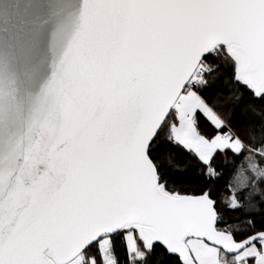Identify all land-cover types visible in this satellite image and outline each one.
Wrapping results in <instances>:
<instances>
[{"label":"snow or ice","instance_id":"1","mask_svg":"<svg viewBox=\"0 0 264 264\" xmlns=\"http://www.w3.org/2000/svg\"><path fill=\"white\" fill-rule=\"evenodd\" d=\"M49 20L0 97V264H264V0H21L7 53Z\"/></svg>","mask_w":264,"mask_h":264},{"label":"water","instance_id":"2","mask_svg":"<svg viewBox=\"0 0 264 264\" xmlns=\"http://www.w3.org/2000/svg\"><path fill=\"white\" fill-rule=\"evenodd\" d=\"M20 2L21 0H0V97L13 103L28 100L45 60H50L51 49L60 39L57 22L49 20L35 38L33 52L27 59L7 53ZM70 31L71 29L69 34Z\"/></svg>","mask_w":264,"mask_h":264}]
</instances>
